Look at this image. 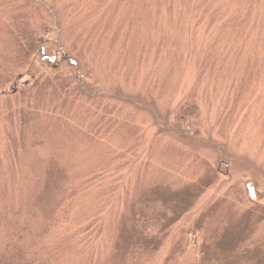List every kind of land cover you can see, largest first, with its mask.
<instances>
[{"label": "rangeland", "instance_id": "1", "mask_svg": "<svg viewBox=\"0 0 264 264\" xmlns=\"http://www.w3.org/2000/svg\"><path fill=\"white\" fill-rule=\"evenodd\" d=\"M0 264H264V0H0Z\"/></svg>", "mask_w": 264, "mask_h": 264}, {"label": "water", "instance_id": "2", "mask_svg": "<svg viewBox=\"0 0 264 264\" xmlns=\"http://www.w3.org/2000/svg\"><path fill=\"white\" fill-rule=\"evenodd\" d=\"M41 53H42V60L43 61H47V60H49L46 56H45V54H44V50L43 49H41ZM49 61H51V60H49ZM247 188H248V191H249V195H250V198L251 199H253L254 198V191H253V188H251L250 186H247Z\"/></svg>", "mask_w": 264, "mask_h": 264}, {"label": "trees", "instance_id": "3", "mask_svg": "<svg viewBox=\"0 0 264 264\" xmlns=\"http://www.w3.org/2000/svg\"><path fill=\"white\" fill-rule=\"evenodd\" d=\"M23 41H24V39H23ZM33 42H34V41H33ZM33 44H34V43H33ZM57 56H58V55H57ZM41 78H42V77L38 78V80L41 79ZM58 78H59V77H58ZM54 79H55V78H54ZM59 79H60V78H59ZM135 250H136V243H134L132 250H131V249L129 250V255H130V253L133 254ZM130 256H131V255H130Z\"/></svg>", "mask_w": 264, "mask_h": 264}, {"label": "flooded vegetation", "instance_id": "4", "mask_svg": "<svg viewBox=\"0 0 264 264\" xmlns=\"http://www.w3.org/2000/svg\"><path fill=\"white\" fill-rule=\"evenodd\" d=\"M44 53H45V49H44Z\"/></svg>", "mask_w": 264, "mask_h": 264}]
</instances>
